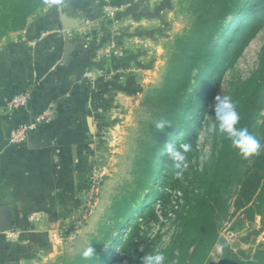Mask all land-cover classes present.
<instances>
[{
	"label": "rangeland",
	"instance_id": "rangeland-1",
	"mask_svg": "<svg viewBox=\"0 0 264 264\" xmlns=\"http://www.w3.org/2000/svg\"><path fill=\"white\" fill-rule=\"evenodd\" d=\"M77 2L98 9V17L88 21L91 27H87L93 45L92 132L72 148L70 163L53 191L59 198L48 205L51 211L40 212L29 220L27 233L10 239L13 243L2 248L0 264H87L89 259L82 253L88 246L93 249V264H141L144 255L155 252L165 254L166 264H175V245L207 198L225 137L206 132L216 123V97L227 95L235 103L259 70L264 58V20L227 18V27L212 44L220 46L214 63L217 77L190 78L185 91L191 96L186 97L178 120L171 123V128L176 126L174 133L167 137L179 147L186 140L182 128L194 136L192 156L177 178L180 170L168 164L167 145H163L167 126L155 127L161 96L151 92L162 86L169 73L178 41L198 22L189 10V0ZM232 40L236 41L230 47ZM254 127L252 135L264 144V98ZM157 143L161 145L154 158L151 148ZM150 163L155 165L153 176L147 174ZM252 164L248 162L249 167ZM241 191L240 186L231 189L228 214L217 227L218 237L209 254L214 263L228 259L227 249L251 257L264 245L259 217L250 222L235 211L233 203ZM129 207L126 217L121 216Z\"/></svg>",
	"mask_w": 264,
	"mask_h": 264
},
{
	"label": "crops",
	"instance_id": "crops-1",
	"mask_svg": "<svg viewBox=\"0 0 264 264\" xmlns=\"http://www.w3.org/2000/svg\"><path fill=\"white\" fill-rule=\"evenodd\" d=\"M97 10L77 0H51L24 29L0 42V253L11 238L27 233L30 219L51 211L72 148L92 132L93 45L87 27ZM28 86L26 109L3 116L2 100ZM45 108L51 110L48 124L28 130L20 145L7 143L10 130L30 126Z\"/></svg>",
	"mask_w": 264,
	"mask_h": 264
},
{
	"label": "trees",
	"instance_id": "trees-1",
	"mask_svg": "<svg viewBox=\"0 0 264 264\" xmlns=\"http://www.w3.org/2000/svg\"><path fill=\"white\" fill-rule=\"evenodd\" d=\"M47 1L0 0V38L8 32L14 33L24 29L28 18ZM252 1L253 4L248 0H189V10L197 16L198 22L187 36L178 41L176 50L168 63L169 73L165 76L162 86L151 92L161 96L157 107L162 110L156 115V120L158 122L167 120L170 123L163 131V137L167 138L174 133L176 126L171 128V123L178 120L186 97L191 96L185 91L186 87L190 86V78L202 81L207 77L210 80L217 77L219 70H214V63L220 52V46L212 47V44L220 38L227 27L229 23H226L227 18L232 19L239 15L240 18L245 16L264 20V0ZM235 41H231L230 47ZM263 98L264 58L259 70L245 86L241 97L235 101L241 117L238 127L247 128L248 132L253 134L256 128H251L252 122L261 111ZM181 134L186 137L184 144L191 146L190 151L186 153V162L192 156L194 136L187 128H182ZM168 144H170V138H167L163 145ZM160 145L157 143L151 148L154 158L157 156ZM250 161H253L251 167L248 166ZM167 162L173 167L170 158ZM154 167L155 165L150 163L147 174L153 176ZM238 186L242 191L233 203L235 211H241V214L250 222L259 217L261 230L259 233L264 232V150L257 156L245 159L224 137L207 198L201 204L195 219L175 245L176 255L173 256L175 264H264V245L260 246L251 257L243 253L233 254L227 249L230 255L225 261L214 263L209 258L218 237L217 227L229 211L226 203L231 189ZM130 210L132 208L129 207L121 213V216L126 217V211ZM87 259H89L87 264H93L92 255ZM98 263L95 261L94 264ZM77 264H85V262Z\"/></svg>",
	"mask_w": 264,
	"mask_h": 264
},
{
	"label": "clouds",
	"instance_id": "clouds-1",
	"mask_svg": "<svg viewBox=\"0 0 264 264\" xmlns=\"http://www.w3.org/2000/svg\"><path fill=\"white\" fill-rule=\"evenodd\" d=\"M214 115L216 123L207 127V133L223 134L231 143L232 147L238 150L239 154L248 159L252 156L259 155L264 150V145L252 134L247 128L238 127L240 124V114L237 111L236 104L232 98L227 95L217 96L214 106ZM168 126L167 121H161L156 124L158 130H164ZM191 149L189 144H181L179 147H174L172 144L166 146V154L173 163V167L179 169L176 175L180 178L186 165V153ZM93 254V249L88 246L82 253V256L87 259ZM166 256L163 252L149 253L142 257L141 264H166Z\"/></svg>",
	"mask_w": 264,
	"mask_h": 264
},
{
	"label": "built area",
	"instance_id": "built-area-1",
	"mask_svg": "<svg viewBox=\"0 0 264 264\" xmlns=\"http://www.w3.org/2000/svg\"><path fill=\"white\" fill-rule=\"evenodd\" d=\"M32 93V88L21 87L13 94L5 97L2 100V109L1 114L3 116H11L19 110H24L28 106L30 95ZM51 110L49 108H45L41 110V112L37 115L35 120L30 126H17L14 129L10 130L7 143L9 145H20L26 140V132L28 130H32L37 128L40 125H46L51 120Z\"/></svg>",
	"mask_w": 264,
	"mask_h": 264
}]
</instances>
